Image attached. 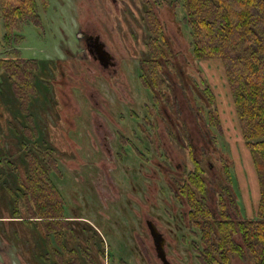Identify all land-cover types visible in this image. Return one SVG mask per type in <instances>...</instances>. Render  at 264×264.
Segmentation results:
<instances>
[{
	"label": "rangeland",
	"instance_id": "1",
	"mask_svg": "<svg viewBox=\"0 0 264 264\" xmlns=\"http://www.w3.org/2000/svg\"><path fill=\"white\" fill-rule=\"evenodd\" d=\"M147 1L162 24L177 70L164 68L169 81L157 100L140 76L147 56ZM40 16L39 24L24 23L16 30L12 47L3 42L0 54L16 48L20 57L39 60L41 74L51 78L47 86L39 82L33 112L40 147L54 151L60 175L53 171L50 178L65 200L64 216L72 220L65 246L87 251L96 264H162L146 224L152 220L166 239L170 264H198L191 242L199 238L174 183L193 167L190 150L205 170L214 213L218 181L228 185L239 215L238 201L245 204H239L245 216L253 214L259 198L223 73L215 62L194 58L181 14L169 0H47ZM79 33L100 36L115 65L104 69ZM2 35L0 17V40ZM205 84L214 93L221 131L207 124L208 110L214 109L200 92ZM2 88L0 148L17 154L13 160L19 165L20 137L9 126L18 111L9 84ZM234 161L233 181L240 189L224 171L223 162ZM12 208L8 194L0 195V264H55L58 259L35 226L9 221ZM66 259L63 254L58 264H67ZM232 264L251 263L233 257Z\"/></svg>",
	"mask_w": 264,
	"mask_h": 264
},
{
	"label": "trees",
	"instance_id": "2",
	"mask_svg": "<svg viewBox=\"0 0 264 264\" xmlns=\"http://www.w3.org/2000/svg\"><path fill=\"white\" fill-rule=\"evenodd\" d=\"M46 1L0 0L3 24L0 52L6 47L4 43L12 47L18 40L16 30L22 24L40 23V9ZM169 3L181 14L194 58L215 62L223 73L234 121L250 154L259 188L255 211L244 216L239 204L242 207L245 204L238 201L239 215L228 185L218 181L220 191L215 193L214 213L209 206L205 170L192 157L190 150L193 167L174 183L177 197L183 199L187 206V221L192 233L199 238L198 242H191V247L198 264H232L233 257L251 264H264V0H169ZM147 5L144 12L148 33L145 43L147 56L142 59L140 76L144 87L151 89L157 100L169 81L164 68H176L170 60L172 53L162 24L152 4L147 1ZM52 70L56 72L54 68ZM5 82L9 84L18 111L9 126L20 137L23 155L17 165L13 160L17 154L4 146L0 148V186L4 191L0 188V195L7 193L13 206V219L9 221H21L26 227L35 226L46 237L50 253L58 259L55 264L62 263L63 254L67 255V264H96L87 251L65 246V234L72 231V220L64 216L65 200L50 178L53 171L60 175L54 151L40 147L38 142L39 129L33 104L40 97L39 82L47 86L51 78L41 74L39 60L22 58L13 48V52L0 54L1 94ZM205 85L200 92L214 109L208 110L207 124L221 131V119L214 117V93L208 84ZM1 133L0 129V138ZM134 149L137 155L142 156L137 147ZM223 163L229 183L240 189L238 182L233 181L236 179L232 174L235 161L231 165ZM12 234L19 236L15 230ZM99 253L104 255L103 248ZM120 263L127 264L124 260Z\"/></svg>",
	"mask_w": 264,
	"mask_h": 264
},
{
	"label": "water",
	"instance_id": "3",
	"mask_svg": "<svg viewBox=\"0 0 264 264\" xmlns=\"http://www.w3.org/2000/svg\"><path fill=\"white\" fill-rule=\"evenodd\" d=\"M78 36H81V33H79ZM96 38L98 39V36ZM103 44L104 43H102V42L99 43L97 41L96 53L98 55V59L100 61H102V64L105 65V66L107 64L112 65L113 62L110 61V58L112 56L110 55L109 52H107L103 48ZM89 52L91 53V50H89ZM103 61H106V62H103ZM146 224H147V227L149 229V233L151 235V238L153 240V244H154V247H155L157 258L161 261L162 264H170V261L166 257V250H165L166 239H165V237L159 231V229L157 228L156 224L152 220H147Z\"/></svg>",
	"mask_w": 264,
	"mask_h": 264
},
{
	"label": "flooded vegetation",
	"instance_id": "4",
	"mask_svg": "<svg viewBox=\"0 0 264 264\" xmlns=\"http://www.w3.org/2000/svg\"><path fill=\"white\" fill-rule=\"evenodd\" d=\"M83 36V38H84V44H85V47H86V49H87V52L89 53V55L94 59V60H96L104 69H109L110 67H112V66H114L115 65V60H114V56L112 55V53L110 52V51H108L107 49L108 48H106V45H105V43H104V41L100 38V36H98V35H93V34H90V35H87V34H81V36L80 37H82ZM98 36V39L96 38ZM97 41L99 42V43H104L103 44V48L107 51V52H109L110 53V55L112 56L111 58H110V61H112L113 62V64L112 65H110V64H107L106 66L105 65H103L102 64V61H100L99 59H98V55H97V53H96V45H97ZM89 50H91V53L89 52ZM103 62H106V61H103ZM116 70H114V72H115Z\"/></svg>",
	"mask_w": 264,
	"mask_h": 264
}]
</instances>
